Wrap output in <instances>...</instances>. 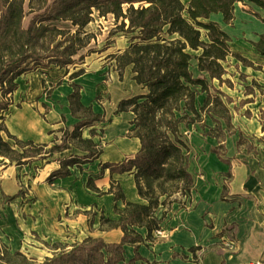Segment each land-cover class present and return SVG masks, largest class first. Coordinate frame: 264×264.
I'll use <instances>...</instances> for the list:
<instances>
[{
  "label": "crops",
  "instance_id": "0c3cea01",
  "mask_svg": "<svg viewBox=\"0 0 264 264\" xmlns=\"http://www.w3.org/2000/svg\"><path fill=\"white\" fill-rule=\"evenodd\" d=\"M246 3L262 19L255 14L256 21L247 26L248 21H243L246 18L234 5L230 24H225L220 14H213L208 20L216 23L230 38L231 52L253 65L243 66L233 57H227L223 63L227 72L224 78L230 80L231 76L234 77L230 69L244 78L242 86H239L241 90L236 91L231 80L232 88L219 86L217 80L210 81L206 73L198 71L195 60L189 66L193 78L205 79L233 100L228 105L232 127L230 135L221 124L226 135L222 142V160L227 163L210 151L218 146L215 138L205 135L201 140L196 138L193 143L187 144V170L193 179L190 197L181 198L184 205H171L160 225L162 236L153 233V242L141 244L137 251L139 259L134 260L132 246L124 245L121 264H264L263 146L254 143L256 151L252 157L241 165L233 164L236 162L233 157L248 153L241 145L237 146L239 140L264 137L259 120L260 114L264 113V94L261 93L264 92V57L250 44L264 34V10ZM238 37L242 40L237 41ZM190 53L195 56L200 51ZM229 61L235 63L231 66ZM192 62L196 75L191 71ZM132 77L131 68L126 67L121 79L117 71L111 72V81L105 86L99 84V77L82 74L69 81L61 79L50 92L43 86L40 74L29 73L15 80L17 88L11 95V105L5 114V129L19 141L45 145L47 152L24 158L20 165L9 164L7 159L0 157V241L5 253L22 254L24 264H42L88 238L101 239L107 245L120 243L123 233L119 228L100 229L102 217L117 221L119 215L115 210L124 209L121 199L117 200L107 193L110 182L120 186L125 201L145 202L137 195L131 173H111L109 168L103 167L122 163L140 149L139 140L130 135L132 113L115 114L121 100L146 93ZM26 80L28 83H25ZM71 84L80 86L81 104L91 107L101 120L107 119V125L102 128L103 143L95 160L79 165L83 171L72 166L67 167L69 175L52 177L55 171L64 169L63 162L73 155L68 148L52 152L49 149L65 144L62 136L71 133L82 120L72 116L69 108L68 96L73 92ZM102 89L107 91L110 100L103 107L95 102ZM190 89L196 91L194 105L199 111L205 93L198 86ZM246 89L250 91L246 92ZM234 91L242 96L232 97L227 93ZM203 118L210 119L207 116ZM97 123L80 130L82 140L91 139L94 143L90 133L97 128ZM3 137L10 144L11 141L5 135ZM89 178L105 194L98 195L89 190L86 187ZM223 189L225 193L222 196ZM161 212L162 209L157 211L158 217ZM134 230L145 240V228ZM226 239L236 242L234 250L224 247L223 240ZM0 264L5 263L0 261Z\"/></svg>",
  "mask_w": 264,
  "mask_h": 264
},
{
  "label": "trees",
  "instance_id": "16d2710c",
  "mask_svg": "<svg viewBox=\"0 0 264 264\" xmlns=\"http://www.w3.org/2000/svg\"><path fill=\"white\" fill-rule=\"evenodd\" d=\"M238 0H52V4H62L71 16L81 9L87 10V16L78 22L74 16L70 20L79 28L88 21L90 9L95 8L100 16L112 14L116 22L122 19L118 26L121 31L126 26V33H136L128 47L114 56L116 71L119 79L122 78L126 67L131 66L133 81L142 86L146 93L121 100L116 107L115 114L130 112L133 115L129 123L132 127L130 135L139 140V151L129 159L119 164L106 165L111 173H131L137 195L145 204L130 203L124 200L120 186L110 182L107 193L115 199H121L124 204L122 211L115 210L119 215L117 221L101 218L100 229L109 230L119 228L123 236L119 244L107 245L101 239H85L68 252L61 251L42 264H121L123 262V246H132L135 252L134 260L139 259L138 248L145 241L153 242V233L160 229L167 212L173 203L181 202L182 197H190L193 188V179L187 168L189 164L188 148L180 138L179 127L193 122H202L203 116L209 117L214 127L207 133L218 141V146L210 149L211 153L222 160L224 157V141L226 135L221 124L230 135V111L228 105L233 100L219 89L209 85L202 78H193L189 71L190 62L195 60L197 69L206 73L210 81L217 80L219 86L226 85L232 88L230 80L224 78L227 74L223 63L227 57H233L243 66L253 65L240 55L230 50V38L214 22L208 21L211 15L220 14L225 24L233 19L234 5ZM264 10V0H242ZM127 4L126 12L122 5ZM134 4H139L134 7ZM60 15V14H59ZM67 15V14H64ZM22 18L21 3L15 0H0V157L7 159L9 164L20 165L24 158L42 154L45 145H34L31 142H22L8 134L4 126L5 114L11 105V95L16 90L15 80L25 73L21 64L26 60L39 61V56L27 54L35 37L34 22L22 31L20 49L12 52L7 60L1 43L6 38V32L12 26L19 28ZM52 19H56L55 16ZM127 20V24H125ZM255 51L264 57V34L259 35L257 42H250ZM66 46L64 51L52 59L63 66L71 64V57L83 48L82 42L75 47ZM9 50H12L9 48ZM191 51H200L199 55H192ZM79 71L70 76L75 79L82 75ZM198 86L205 93L199 111L194 102L196 91L190 87ZM73 92L68 96L69 108L72 116L82 119L72 131L71 135L85 145L87 152L83 158L72 157L64 161L60 170L54 176H67V167L83 165L94 159V145L91 139L82 140L80 130L101 121V116L93 113L91 107H84L80 102V86L71 84ZM246 89V92H249ZM241 101L240 105L246 103ZM88 114L91 120L87 121ZM3 135L12 142L4 140ZM241 142L237 143V146ZM58 146L49 149H62ZM81 161V162H79ZM226 162L225 160H222ZM102 172L99 174V177ZM86 187L98 195L101 192L94 186L93 179L89 178ZM225 193L223 189L222 196ZM162 209L160 217L157 211ZM134 228H145L146 238L142 239ZM0 261L5 264H15L10 259L19 258L24 264V256L20 253L9 255L2 253ZM7 258V260H5Z\"/></svg>",
  "mask_w": 264,
  "mask_h": 264
},
{
  "label": "rangeland",
  "instance_id": "374dc122",
  "mask_svg": "<svg viewBox=\"0 0 264 264\" xmlns=\"http://www.w3.org/2000/svg\"><path fill=\"white\" fill-rule=\"evenodd\" d=\"M15 1L17 4L21 3L22 6V18L20 20L19 28L12 26L11 30L6 32V38H4L1 43V47L7 60H9V58H11L10 56H12V52H16L20 49L19 43L21 41V32L26 30L31 22H34V26L37 30L36 37L33 43L27 47L25 51L27 50V54L39 56V61H24L21 64V69H26L27 71L20 75V77L29 73L40 74L42 84L46 87V90H49V92L55 85L60 83L61 79L69 81L71 80L70 76L79 71H82L85 77H99V84L106 86L111 81V72L116 71L114 56L122 53L128 47L132 38L137 35L136 33H126V26L122 31L118 29L122 19H119L118 22H116L112 14L100 16L99 11L95 8H91L89 11L88 23L84 27L79 28V26L72 23L70 18L74 16L78 22H82L87 16L86 9H81V7H79V10L71 16V12L66 11L62 4L59 5L56 3L53 5L52 0ZM182 2L186 3L188 0H182ZM138 5L139 4H134V7H137ZM240 6H243V10ZM127 7V4H123L122 11L126 12ZM235 7L243 13L242 15L246 18L243 19V21H248L246 22L247 24H245L247 26L248 23L252 24L256 21L255 17L262 19L261 15L256 13V11L245 1L238 0ZM255 14L258 15L255 16ZM54 16L56 19H52ZM124 22L127 24V20ZM236 39L237 41L242 40L241 37ZM81 42L84 47L79 49L76 54L71 57V64L63 66L57 63L56 60L52 59L53 56L61 54L66 46L73 45L77 47ZM9 48L12 50H9ZM234 63L235 61H229L231 66ZM128 67L131 68V66ZM191 71L196 75L193 62L191 63ZM229 72L234 74V77L231 76L230 79L234 83L233 87H235L236 91H240L241 88H239V86H242L241 81H243L244 78L239 77L234 69H230ZM47 80H49V83ZM25 83H28V80H26ZM227 93L232 97L242 96L241 93L236 94L235 91ZM261 93L264 94V92ZM109 101V95L105 89H102L99 95L95 98L96 104L101 107H103V104L107 105ZM84 115H86L87 121L91 120L88 114H79L80 117ZM259 120L264 129V113L260 114ZM106 123L107 119L101 120V122L96 124L97 128L90 133L91 137H94L95 140L93 143L94 145L90 148V150L94 151V154H96L94 160L101 150V145L103 143L101 140L103 134L102 128L107 125ZM213 127L214 123L210 119L203 118L202 122L195 121L192 124L180 125L179 135L186 145H190L194 142L193 140H196V138L201 140V137H205ZM71 133L67 132L62 136L65 144L60 146L68 148L70 152H72L73 157L83 158L86 154L84 151L86 146L82 145L79 139L72 137ZM254 143L261 145L264 148V137H259L258 139L251 141L242 139L241 148L247 150L248 153L245 151L246 154L244 153L241 154V156L233 157L236 161L233 162V164L241 165L248 157H252L256 151ZM10 144H12V142H10ZM56 150L59 149H55L54 151ZM46 152L47 150L45 149L41 150L42 154ZM76 168L83 171L79 165H76ZM3 250L4 248L0 241V255L5 252ZM5 260H7V258H5ZM11 261L15 264L21 263L19 258H13ZM28 264L31 263L28 262Z\"/></svg>",
  "mask_w": 264,
  "mask_h": 264
},
{
  "label": "built area",
  "instance_id": "2783aa9c",
  "mask_svg": "<svg viewBox=\"0 0 264 264\" xmlns=\"http://www.w3.org/2000/svg\"><path fill=\"white\" fill-rule=\"evenodd\" d=\"M162 231L159 229L158 231L155 232V235L160 237L162 236ZM224 247L227 248L228 250H234L236 248V242L233 239H226L223 240ZM245 264H262L261 262H249Z\"/></svg>",
  "mask_w": 264,
  "mask_h": 264
},
{
  "label": "bare ground",
  "instance_id": "6f19581e",
  "mask_svg": "<svg viewBox=\"0 0 264 264\" xmlns=\"http://www.w3.org/2000/svg\"><path fill=\"white\" fill-rule=\"evenodd\" d=\"M241 7V9L243 10V6H240Z\"/></svg>",
  "mask_w": 264,
  "mask_h": 264
}]
</instances>
